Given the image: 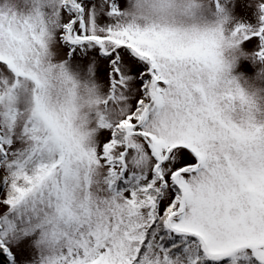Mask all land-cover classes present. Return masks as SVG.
<instances>
[{"label": "snow or ice", "instance_id": "1", "mask_svg": "<svg viewBox=\"0 0 264 264\" xmlns=\"http://www.w3.org/2000/svg\"><path fill=\"white\" fill-rule=\"evenodd\" d=\"M124 9L0 0V264H264V0Z\"/></svg>", "mask_w": 264, "mask_h": 264}, {"label": "clouds", "instance_id": "2", "mask_svg": "<svg viewBox=\"0 0 264 264\" xmlns=\"http://www.w3.org/2000/svg\"><path fill=\"white\" fill-rule=\"evenodd\" d=\"M18 12L27 14L31 0H12ZM196 4L206 6L209 0H194ZM185 0H169L168 4L162 6L159 0H125V12L129 18L136 17V23L141 26H150L151 24H169L177 27L191 28L193 26H202L204 21H193L190 17L183 14ZM259 71V69H257ZM241 76V87L249 94H254L256 104L259 110L255 114L258 122H264V81H256L255 77H248L245 74ZM243 81H247L244 83ZM255 87H250V85ZM77 94L79 97L78 111L75 114L73 124L81 135L82 142L88 143L87 133L91 131L90 120L91 112L87 104V92L83 85L78 86ZM91 139H95L92 137Z\"/></svg>", "mask_w": 264, "mask_h": 264}, {"label": "rangeland", "instance_id": "3", "mask_svg": "<svg viewBox=\"0 0 264 264\" xmlns=\"http://www.w3.org/2000/svg\"><path fill=\"white\" fill-rule=\"evenodd\" d=\"M249 75H251L252 74V72H253V69H252V67H247V66H245V69H244Z\"/></svg>", "mask_w": 264, "mask_h": 264}]
</instances>
